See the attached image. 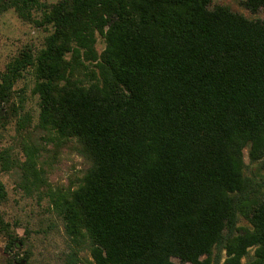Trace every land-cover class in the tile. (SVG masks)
Here are the masks:
<instances>
[{"label":"trees","instance_id":"trees-1","mask_svg":"<svg viewBox=\"0 0 264 264\" xmlns=\"http://www.w3.org/2000/svg\"><path fill=\"white\" fill-rule=\"evenodd\" d=\"M209 3L0 0V14L51 29L35 55L0 71V118L30 67L38 125L74 139L90 162L49 205L92 264H209L213 253L240 264L249 250V264H264V182L245 176L242 158L247 148L250 164L264 162V17ZM241 5L264 13V0ZM80 69L87 79L74 82ZM78 262L65 254L63 264Z\"/></svg>","mask_w":264,"mask_h":264},{"label":"rangeland","instance_id":"rangeland-1","mask_svg":"<svg viewBox=\"0 0 264 264\" xmlns=\"http://www.w3.org/2000/svg\"><path fill=\"white\" fill-rule=\"evenodd\" d=\"M40 1L50 5L58 0ZM214 6H222L249 20L264 17L262 10L248 12L241 0H210L208 8ZM50 32L48 26L21 21L11 10L0 14V71L22 52L35 55ZM103 46L97 36L94 45L97 54ZM83 65L94 70L90 63ZM71 79L85 82L87 74L80 69ZM32 84L33 70L26 67L13 84L0 118V164L3 166L0 181L5 192L0 202V218L8 225L7 231L22 241L19 249L9 246L0 225V264H63L65 254L71 249L77 252V264H92L87 243L71 244L49 205L51 194L70 192L81 184L90 162L74 139H60L38 125L37 99L30 93ZM242 158L245 176L263 183L264 162L250 164L247 148L243 149ZM237 226H247V223L240 218ZM251 255L249 250L240 264H249ZM215 257L213 253L209 264H225L223 253L219 259ZM171 261L179 264L177 259Z\"/></svg>","mask_w":264,"mask_h":264}]
</instances>
